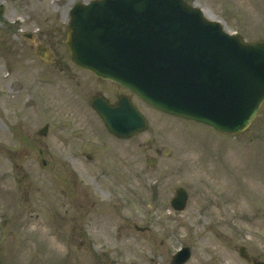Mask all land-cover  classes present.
<instances>
[{
	"label": "rangeland",
	"instance_id": "obj_1",
	"mask_svg": "<svg viewBox=\"0 0 264 264\" xmlns=\"http://www.w3.org/2000/svg\"><path fill=\"white\" fill-rule=\"evenodd\" d=\"M83 1L0 0V264H172L185 245V264H249L240 245L264 261V103L236 136L140 103L149 128L112 137L76 106L70 84L41 83L55 72L24 35L64 38ZM187 1L247 41L264 39V0ZM62 117L87 139L62 141ZM151 139L169 155H156ZM179 186L189 192L183 210L171 205Z\"/></svg>",
	"mask_w": 264,
	"mask_h": 264
},
{
	"label": "water",
	"instance_id": "obj_2",
	"mask_svg": "<svg viewBox=\"0 0 264 264\" xmlns=\"http://www.w3.org/2000/svg\"><path fill=\"white\" fill-rule=\"evenodd\" d=\"M69 28L67 44L78 65L169 113L240 133L264 101V41L245 42L183 0L78 3ZM96 107L117 135L147 126L140 112L123 103L98 101ZM177 193L173 205L183 208L187 194ZM189 255L185 248L173 263L183 264ZM241 255L250 259L244 248Z\"/></svg>",
	"mask_w": 264,
	"mask_h": 264
},
{
	"label": "flooded vegetation",
	"instance_id": "obj_3",
	"mask_svg": "<svg viewBox=\"0 0 264 264\" xmlns=\"http://www.w3.org/2000/svg\"><path fill=\"white\" fill-rule=\"evenodd\" d=\"M52 33L54 32H44L39 35L38 38L40 40L41 38H45L44 41L42 40L43 43L50 48V50L53 52V57L58 59L60 65L56 64V62L54 61L44 62L43 60H41V63L47 66H51L55 72L53 73L44 71L40 75L42 84H52V86H60V81L61 83L65 84L64 86L70 84L68 87L73 90L72 93L74 94L75 92L79 97L80 104L75 99L76 106H78L79 108L84 107L85 109L90 110V117H95L93 118L95 122L97 119L101 125L104 124L102 118L93 106L95 98L105 97L110 101V103H116L122 97L128 96L131 102L138 105V97L129 89L113 80L97 77L91 72L78 67L68 56L67 52L58 46L59 41H61V39L63 38L59 37V39H56L58 38L59 33ZM60 33L63 35V32ZM54 40H57L56 45L54 44ZM57 122L59 126L57 127V130L62 131V141H70L72 138L84 140L87 139L88 134H85V127L77 125V120L74 117H62L59 119V121L57 120ZM73 125L75 127L76 134L74 133V130L71 129ZM48 129L49 127H47V131ZM136 136L137 135H134L126 140L136 139ZM152 140L153 139H151L150 141ZM149 148H152V150L159 155H161L164 151V148L158 147L156 143H151ZM91 157L92 156H90V158Z\"/></svg>",
	"mask_w": 264,
	"mask_h": 264
},
{
	"label": "bare ground",
	"instance_id": "obj_4",
	"mask_svg": "<svg viewBox=\"0 0 264 264\" xmlns=\"http://www.w3.org/2000/svg\"><path fill=\"white\" fill-rule=\"evenodd\" d=\"M210 17H212V16H210Z\"/></svg>",
	"mask_w": 264,
	"mask_h": 264
}]
</instances>
